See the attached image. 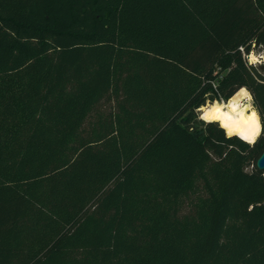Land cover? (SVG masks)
<instances>
[{"label": "trees", "instance_id": "16d2710c", "mask_svg": "<svg viewBox=\"0 0 264 264\" xmlns=\"http://www.w3.org/2000/svg\"><path fill=\"white\" fill-rule=\"evenodd\" d=\"M253 51L264 0H0V264H264Z\"/></svg>", "mask_w": 264, "mask_h": 264}, {"label": "bare ground", "instance_id": "6f19581e", "mask_svg": "<svg viewBox=\"0 0 264 264\" xmlns=\"http://www.w3.org/2000/svg\"><path fill=\"white\" fill-rule=\"evenodd\" d=\"M242 90L248 94L245 88H241L240 90H238V92H236L227 102H225L224 107L220 112L221 119H216L218 125L225 130L227 135L228 127H231L234 129L232 135L238 136L239 138V130H251L254 127L253 122L249 120V118L253 115V112H255L256 116L255 123L259 125V128L261 130L259 117L256 111L251 107L249 100L243 98L240 95ZM230 105L235 107V111H233V107H230ZM225 123H227L228 127L222 126Z\"/></svg>", "mask_w": 264, "mask_h": 264}, {"label": "clouds", "instance_id": "9594fccd", "mask_svg": "<svg viewBox=\"0 0 264 264\" xmlns=\"http://www.w3.org/2000/svg\"><path fill=\"white\" fill-rule=\"evenodd\" d=\"M240 95L245 98L250 100L251 97L248 96V94L245 91H241ZM230 107H233V111H235V107L230 105ZM226 115V114H225ZM205 121H212L214 119H221L220 115V108H215L212 110V112L206 113L202 117ZM255 112H253V115L249 118L253 122L254 127L251 130H239V136L242 140L248 142L249 144H252L255 142L256 137L259 134L260 128L259 125L255 123ZM224 127H228L227 123L222 125ZM234 129L231 127H228V135L231 136L233 134Z\"/></svg>", "mask_w": 264, "mask_h": 264}, {"label": "rangeland", "instance_id": "374dc122", "mask_svg": "<svg viewBox=\"0 0 264 264\" xmlns=\"http://www.w3.org/2000/svg\"><path fill=\"white\" fill-rule=\"evenodd\" d=\"M252 56V57H251ZM247 61H248V64H252V65H259V64H263L264 66V52H256V51H253L251 52L250 54L247 55ZM247 91V90H246ZM248 92V91H247ZM249 94V93H248ZM250 96V94H249ZM251 97V96H250ZM250 102V105L251 107L253 108L252 106V101L251 99L249 100ZM220 106H219V105ZM224 104L225 102L224 101H220V102H215L213 105H210L209 104H206L205 106L199 108L198 109V119L203 121V122H206L202 117L206 114V113H209V112H212V110L214 108H220V111L223 109L224 107ZM210 109V110H209ZM208 122V121H207ZM211 122H214V121H211ZM261 131V130H260ZM260 134V133H259ZM257 139V138H256Z\"/></svg>", "mask_w": 264, "mask_h": 264}, {"label": "water", "instance_id": "95a60500", "mask_svg": "<svg viewBox=\"0 0 264 264\" xmlns=\"http://www.w3.org/2000/svg\"><path fill=\"white\" fill-rule=\"evenodd\" d=\"M255 166L258 170H264V151L256 159Z\"/></svg>", "mask_w": 264, "mask_h": 264}]
</instances>
